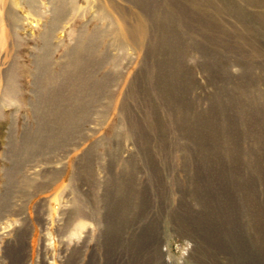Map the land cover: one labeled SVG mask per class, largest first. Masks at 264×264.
<instances>
[{
  "label": "rangeland",
  "instance_id": "1",
  "mask_svg": "<svg viewBox=\"0 0 264 264\" xmlns=\"http://www.w3.org/2000/svg\"><path fill=\"white\" fill-rule=\"evenodd\" d=\"M66 1L0 0V264H264V0Z\"/></svg>",
  "mask_w": 264,
  "mask_h": 264
},
{
  "label": "bare ground",
  "instance_id": "2",
  "mask_svg": "<svg viewBox=\"0 0 264 264\" xmlns=\"http://www.w3.org/2000/svg\"><path fill=\"white\" fill-rule=\"evenodd\" d=\"M10 1V0H9ZM29 1V0H28ZM140 1V0H139ZM55 1L53 0V4H54V6H56V2L54 3ZM57 2H59V0L57 1ZM67 3V1L66 0H62L61 1V4H59V5H57L56 7H57V9H56V11H55V14L53 15V17H52V25L50 26V28H49V30L47 31V32H55V26L57 25V23H58V21H59V19H61V18H63L64 17V10L62 9V7H63V5H64V3ZM60 3V2H59ZM101 10L103 11V12H105V14H108V15H104V16H107L108 18L110 17V11L109 10H107L106 8H104V7H102L101 8ZM163 20H165L169 15H159ZM160 18V19H161ZM161 21V20H160ZM140 24L142 25V26H136L135 28H134V34H136V36H137V38H134V39H131V22L129 21V20H126V23L124 24V30L123 31H121V32H119L118 34H120V35H124V34H126V38L125 37H123V36H119V37H117L116 38V40H117V42H118V44L120 45V46H126V45H128V44H131V41H133L138 47H143L144 45H143V43H144V41H141L140 40V38H142V39H144V38H147V37H151L150 36V32H152V29L150 28V26L147 24V22L146 21H142V22H140ZM113 32H115L114 30H112L110 33L111 34H113ZM165 32V30L163 31L162 30V33H164ZM102 34H104V32H101V31H98V30H95V31H93V32H91V33H87L86 31H84V30H82L80 33H78V35H77V38H76V40H77V42L74 44V45H72L71 46V50H69V52H70V54L67 56V57H65V60H64V64L68 67V66H74V65H76L77 63H80V62H84L83 60V56L81 55V54H79V52L81 51V52H83L84 53V51L85 50H90V49H94V50H96V49H99L101 46H102V44H101V42L100 41H98L97 39H98V37L100 36V35H102ZM127 34H128V36H127ZM162 35V34H161ZM166 35V34H165ZM46 39H47V37H46ZM140 40V41H139ZM48 41L49 40H47V43H48ZM163 47V46H162ZM111 59H112V57H110ZM113 60V59H112ZM36 63H37V65L39 66H45L46 64H49V56L46 54V53H44V55H42V57H41V59H38L37 61H36ZM102 63V62H101ZM91 64V63H90ZM50 65V64H49ZM79 71V70H78ZM85 74V73H84ZM64 76V79L66 78H71L72 79V81H68L69 82V84L71 85V92H70V94H71V97H69L68 99H67V101H69V100H71V99H73V100H75L76 98L77 99H80V98H82V96L84 95V94H88V92H89V90L86 92V93H84V88L83 89H81V93L80 94H82V95H78L76 92L77 91H80V86L82 85L83 86V84H81V85H79L78 83H76V82H74L73 81V78L76 76L75 75V73L72 71L71 72V70H68V72L67 73H65V74H63ZM107 75V74H106ZM60 75H58V77H59ZM61 77V76H60ZM103 77H104V75H103ZM108 77H110V76H108ZM65 79V80H66ZM101 80V79H100ZM107 80V79H106ZM173 80V79H172ZM112 81V80H111ZM163 81V80H162ZM110 82V81H109ZM157 84V83H156ZM79 85V86H78ZM90 86V85H89ZM92 86V85H91ZM104 86V85H103ZM156 86V85H155ZM146 87V86H145ZM88 89V88H87ZM157 89V88H156ZM77 90V91H76ZM91 90V89H90ZM161 91V90H160ZM159 92V91H158ZM158 92H156V93H158ZM66 93V92H65ZM84 93V94H83ZM57 96V95H56ZM52 98L50 99V103L52 104V105H54L55 107H56V109H57V104H58V101L56 100V98L57 97H53V96H51ZM88 103V102H87ZM56 109H52V111H53V114H57V110ZM81 109V108H80ZM64 111H65V113H66V118H67V120L65 121V119L64 120H58V119H54L53 118V122L54 123H63V124H66L64 127H66V128H64V129H66L65 130V132H69V131H71L72 129H70L71 127H73V122H74V120H75V115H76V113H75V106H72V105H67L66 107H65V109H64ZM64 114V113H63ZM58 115V114H57ZM84 115V114H83ZM54 117V116H53ZM60 119V118H59ZM63 119V118H62ZM154 119V118H153ZM43 123V122H42ZM70 124V125H69ZM59 132H61V131H59ZM63 132V131H62ZM64 133V132H63ZM62 133V134H63ZM41 134V133H40ZM131 135V134H130ZM59 139V138H58ZM23 145V144H22ZM45 146V145H44ZM56 147V146H55ZM31 149V148H30ZM39 149V148H38ZM36 151V150H35ZM16 154V153H15ZM26 154H24V156H25ZM21 157V156H20ZM19 158V157H18ZM30 174V173H29ZM82 176V175H81ZM131 176V175H130ZM120 179V178H119ZM87 180V179H86ZM108 185V184H107ZM117 186V185H116ZM108 192V191H107ZM126 195V194H125ZM122 197V196H121ZM122 203V202H121ZM103 206V205H102ZM107 206V205H106ZM105 207V206H104ZM107 208V207H106ZM128 211H129V209H128ZM73 213V212H72ZM241 233V232H240ZM106 238V237H105ZM222 248V247H221ZM109 249V248H108Z\"/></svg>",
  "mask_w": 264,
  "mask_h": 264
}]
</instances>
